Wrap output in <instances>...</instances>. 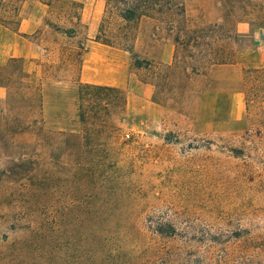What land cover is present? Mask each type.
<instances>
[{
    "label": "rangeland",
    "instance_id": "374dc122",
    "mask_svg": "<svg viewBox=\"0 0 264 264\" xmlns=\"http://www.w3.org/2000/svg\"><path fill=\"white\" fill-rule=\"evenodd\" d=\"M148 16L0 0V27H37L27 72L0 56V264H264V0ZM97 34L130 54L150 100L77 82ZM239 52V85L207 78Z\"/></svg>",
    "mask_w": 264,
    "mask_h": 264
},
{
    "label": "crops",
    "instance_id": "0c3cea01",
    "mask_svg": "<svg viewBox=\"0 0 264 264\" xmlns=\"http://www.w3.org/2000/svg\"><path fill=\"white\" fill-rule=\"evenodd\" d=\"M30 21V19H21L16 31L0 27V40H2V37L5 39L0 49V56L4 57L2 62L20 59L23 72L28 71L23 65L28 63L29 58L35 57L29 52L35 48L29 41L28 35L34 33L37 27L34 25L32 29H29L32 24ZM86 43L77 75L78 83L94 87L128 90L130 97L134 96L133 90H135L138 92L140 100H150L153 93L152 86L150 83L140 80L131 71V59L127 51L101 44L92 39L86 40ZM172 52L173 45L164 44L161 51V61L169 63L172 58ZM244 56H246L244 52H239L236 55L235 64L213 67L208 72L207 78L218 83L227 82L234 86L239 85L242 67H246V64L243 63ZM252 59H255V56ZM58 84H61V82L59 81ZM4 92V88L0 87V98L4 97ZM214 93L221 94L219 91H214ZM222 95L227 96V99H229L230 95L238 98L240 93L234 90L229 93L224 92Z\"/></svg>",
    "mask_w": 264,
    "mask_h": 264
},
{
    "label": "trees",
    "instance_id": "16d2710c",
    "mask_svg": "<svg viewBox=\"0 0 264 264\" xmlns=\"http://www.w3.org/2000/svg\"><path fill=\"white\" fill-rule=\"evenodd\" d=\"M106 6L112 5L117 10L118 17L124 22H132L141 17H149L150 13L155 10L158 14H162L165 10H168V6L174 0H104ZM179 13H183L182 5L178 8ZM211 31V30H207ZM95 41L101 44L112 46L107 41L102 40L97 34ZM215 64H225V62L219 61Z\"/></svg>",
    "mask_w": 264,
    "mask_h": 264
}]
</instances>
